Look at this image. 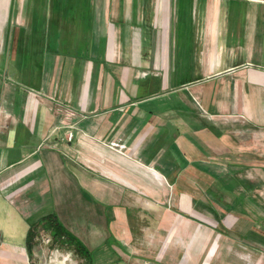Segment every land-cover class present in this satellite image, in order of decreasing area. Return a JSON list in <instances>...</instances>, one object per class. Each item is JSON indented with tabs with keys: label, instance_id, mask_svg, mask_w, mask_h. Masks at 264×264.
Returning <instances> with one entry per match:
<instances>
[{
	"label": "crops",
	"instance_id": "0c3cea01",
	"mask_svg": "<svg viewBox=\"0 0 264 264\" xmlns=\"http://www.w3.org/2000/svg\"><path fill=\"white\" fill-rule=\"evenodd\" d=\"M248 170L264 180V0H0V264L198 261L194 222L220 210L219 235L264 243ZM51 214L84 253L42 227L28 246Z\"/></svg>",
	"mask_w": 264,
	"mask_h": 264
},
{
	"label": "rangeland",
	"instance_id": "374dc122",
	"mask_svg": "<svg viewBox=\"0 0 264 264\" xmlns=\"http://www.w3.org/2000/svg\"><path fill=\"white\" fill-rule=\"evenodd\" d=\"M73 134L75 136L74 132ZM250 171L251 170H248V174L249 176H252L250 178H254L255 181H251V179L249 178L248 182L251 181L253 182V184L259 185L261 191L257 199L252 198L254 202L253 201L249 202L248 208L250 210L248 213H250L249 216H253V217L255 216L256 218V220L252 221L254 228L261 230L264 234V180L259 179L257 181L255 179L257 178V176L251 174ZM244 179L242 177V181H241L242 183L239 190L241 189L245 191L246 186ZM242 184H244V186ZM249 192L250 191H248V193ZM218 212L219 213L205 212L204 216H201V219L203 220H200V222H194L195 226L200 223L199 231L198 228H196L197 226L196 227L194 226V228L191 229L193 234L194 233L196 234V240L194 242L195 243L194 252L197 255H199L200 260L198 259V261L194 260L185 263L199 264L201 260L204 258V256L208 255V253H211L213 255L211 259L212 264H258L261 261V259L264 258V243L257 242L255 238L252 237V235L250 236V234H253L250 232V230H248L249 233L248 231L246 232V235L243 238H240L238 232L234 229V227L233 229H231L230 232L232 236H229L228 234H226L225 236L219 235L218 230H222L224 232L223 228L226 227H224L223 225L224 213L221 210ZM114 237H116L115 234ZM185 239L186 240L184 241L186 245L188 243L187 241H189L190 239L189 237L188 238L186 237ZM113 242L116 241L114 238H111L107 243L108 248H110L111 250H112L111 243ZM56 245L57 244L51 245V248H53L54 246L57 247ZM105 248L106 247H103L99 251L104 253L105 251L103 249ZM106 252H113V250ZM76 253L77 252L74 251L73 249L71 254H74V257L78 258V255ZM147 262L153 264H165V263H159L158 261L151 258H145L140 262V264H145ZM126 264H132V263L130 261H127Z\"/></svg>",
	"mask_w": 264,
	"mask_h": 264
},
{
	"label": "trees",
	"instance_id": "16d2710c",
	"mask_svg": "<svg viewBox=\"0 0 264 264\" xmlns=\"http://www.w3.org/2000/svg\"><path fill=\"white\" fill-rule=\"evenodd\" d=\"M39 227H42L43 230L49 231L55 243L62 242L68 245H73L79 253H84L86 251L82 242L63 226L56 214L45 216L30 226L27 234V244L29 247L33 246V241L38 233Z\"/></svg>",
	"mask_w": 264,
	"mask_h": 264
},
{
	"label": "built area",
	"instance_id": "2783aa9c",
	"mask_svg": "<svg viewBox=\"0 0 264 264\" xmlns=\"http://www.w3.org/2000/svg\"><path fill=\"white\" fill-rule=\"evenodd\" d=\"M73 136H74V134H73V132L71 131L70 133H69V135L67 136V138H68V140L70 141V140H72L73 139ZM114 146V145H113ZM115 146H118L119 148H124V145L123 144H121V145H119V144H115ZM51 237H47L46 239H45V241L48 243V242H50L51 241ZM69 256V255H68ZM145 264H153V263H149V262H147V263H145Z\"/></svg>",
	"mask_w": 264,
	"mask_h": 264
}]
</instances>
